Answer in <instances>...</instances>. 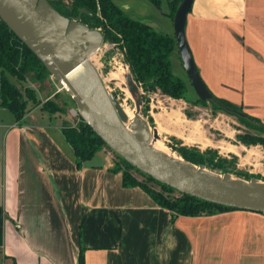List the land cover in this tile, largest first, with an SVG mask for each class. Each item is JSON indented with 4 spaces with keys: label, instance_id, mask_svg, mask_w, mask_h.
Listing matches in <instances>:
<instances>
[{
    "label": "crops",
    "instance_id": "obj_1",
    "mask_svg": "<svg viewBox=\"0 0 264 264\" xmlns=\"http://www.w3.org/2000/svg\"><path fill=\"white\" fill-rule=\"evenodd\" d=\"M185 34L212 95L264 123V0H194ZM62 123L0 106V264H78L80 248L84 264H264L263 213L173 218L123 187L106 147L77 168Z\"/></svg>",
    "mask_w": 264,
    "mask_h": 264
},
{
    "label": "water",
    "instance_id": "obj_2",
    "mask_svg": "<svg viewBox=\"0 0 264 264\" xmlns=\"http://www.w3.org/2000/svg\"><path fill=\"white\" fill-rule=\"evenodd\" d=\"M193 1L181 0L172 19L177 52L196 98L223 107L199 74L186 39L187 15ZM0 20L36 56L52 79L65 84L83 121L132 167L181 194L264 213V183L234 180L228 174L218 176L180 157V160L168 157L151 146L148 123L140 115L128 127L124 125V111L109 95L90 61L103 43L100 30L62 16L48 0H0ZM124 63L127 65L126 60ZM125 80L128 91L138 94L139 87L131 74ZM141 104L140 98L137 109ZM223 108L240 118L247 117L243 112Z\"/></svg>",
    "mask_w": 264,
    "mask_h": 264
},
{
    "label": "trees",
    "instance_id": "obj_3",
    "mask_svg": "<svg viewBox=\"0 0 264 264\" xmlns=\"http://www.w3.org/2000/svg\"><path fill=\"white\" fill-rule=\"evenodd\" d=\"M147 1L157 9H160L162 0ZM180 1L181 0H173L170 3L169 17L171 19H173ZM48 2L62 16L69 19H78L80 23L90 28L100 30L103 34L104 41L109 39L113 41V43L120 45L124 52V58L131 76L144 93L158 92L174 100L184 99V95L187 91L186 83L184 80L177 77L172 70L171 56L175 52L178 54L173 35L160 34L147 24L130 18L121 8L115 5L112 0H48ZM66 2H68L69 5L66 4ZM0 71V106L10 111L16 121H20L27 112L28 103L36 106L39 101L34 90L25 88L23 95L10 81L9 77H14L19 81H23L28 73L33 74L35 80H42L44 76L50 75L36 56L1 20ZM214 98L223 107L242 112V108L215 96ZM141 99L143 100L144 97L142 96ZM196 102L201 104L210 103L216 110H221L227 114L236 116L225 111L223 107L213 102H201L198 99H196ZM40 110L49 111L51 114L63 112L62 109L56 107L49 100L47 101L46 107ZM236 117L248 127L259 133L258 135H237L238 141L246 146L259 144L264 147V137L262 136V134H264V123L249 115H247L246 118ZM61 132L66 142L73 150L77 168H81L85 162L91 160L95 153L102 148H108L104 141L83 121L80 115L76 125L64 121L62 123ZM177 153L180 158L197 167L203 164L201 159H199L198 152V155H195L192 151L190 152L187 149L180 148L177 150ZM202 155H207L209 160H213L216 153L205 151ZM119 161L121 164L115 163L113 171L122 172L123 187H138L142 189L158 206L169 210L173 218L178 216H209L238 210L209 203L181 193H179L178 198L170 199L168 195L176 192V190L142 173L148 182L160 187V192L151 189L145 183L138 182L127 172V169H134L136 172L141 173L140 171L132 167L121 157H119ZM222 162L224 163L225 161ZM208 169L212 171L214 168L208 167ZM3 220L4 215L0 208V247L2 246L3 240ZM83 253L84 250L80 248L78 264H84Z\"/></svg>",
    "mask_w": 264,
    "mask_h": 264
},
{
    "label": "rangeland",
    "instance_id": "obj_4",
    "mask_svg": "<svg viewBox=\"0 0 264 264\" xmlns=\"http://www.w3.org/2000/svg\"><path fill=\"white\" fill-rule=\"evenodd\" d=\"M112 1L130 18L140 20L143 17L142 13L147 12L152 16L149 17L151 21L145 23L161 32L173 33L172 20L163 14L167 11L166 0H163L160 9L147 0ZM91 60L109 95L116 99L124 113L127 112L125 113L126 119L132 121L136 115H140L148 123L151 132L150 142L163 145L170 155L177 158H179L177 150L180 148L192 151L195 155H198V152L199 159L203 163L202 167L208 171V167L214 168L210 172L218 176L228 174L234 180L244 182L255 180L258 183H264V147L259 144L246 146L237 139V135H258L259 133L241 122L236 116L216 110L210 103H197V98L176 52L171 56L172 70L177 77L185 81L187 87L182 100H173L158 92L144 93L139 86L138 94L131 95L128 91L131 95L128 96L122 89L123 71L126 75L130 74L128 65L124 63V52L120 45L109 39L103 40L100 50L92 56ZM34 77L29 73L23 81L9 77L22 94L25 88L34 90L39 103L36 106L28 103L27 112L34 108H45L49 100L63 112L51 114L49 111H44L46 114L60 117L63 122L76 125L79 112L71 93L48 75L42 80H35ZM142 96L144 99L140 108L137 109V101ZM74 111L77 116L72 114ZM242 112L245 113L243 110ZM262 136L264 137V134ZM107 149L113 154L115 163L121 164L119 157L109 148ZM205 151L215 152L216 156L213 160H209L207 155H202ZM127 172L138 182H143L151 189L160 192V187L148 182L142 173L134 169H127ZM178 197L179 192L177 191L168 195L170 199Z\"/></svg>",
    "mask_w": 264,
    "mask_h": 264
},
{
    "label": "bare ground",
    "instance_id": "obj_5",
    "mask_svg": "<svg viewBox=\"0 0 264 264\" xmlns=\"http://www.w3.org/2000/svg\"><path fill=\"white\" fill-rule=\"evenodd\" d=\"M91 58H92V56H91ZM91 58H90V61H92L91 60ZM92 63V62H91ZM125 77H126V72L125 71H123V85H122V89H124V91L128 94V96H131V95H129V92H128V88H127V85H126V81H125ZM62 85H63V87L64 88H66V86H65V84H63V83H61ZM67 89V88H66ZM65 89V90H66ZM126 114H127V112H125ZM130 115V114H129ZM128 117V116H127ZM130 120L129 119H126L123 123H124V125L125 126H127L128 127V125L130 124ZM150 144H151V146L154 148V149H156V150H158L159 152H161V153H163V154H165V155H167L168 157H172V158H174V159H177V160H180V158H177L176 156H173V155H170L169 154V152H167L166 151V149L164 148V147H162V146H160L159 144H157L156 142H150Z\"/></svg>",
    "mask_w": 264,
    "mask_h": 264
},
{
    "label": "built area",
    "instance_id": "obj_6",
    "mask_svg": "<svg viewBox=\"0 0 264 264\" xmlns=\"http://www.w3.org/2000/svg\"><path fill=\"white\" fill-rule=\"evenodd\" d=\"M100 50V49H99ZM72 114L74 115V116H77V113L74 111V112H72Z\"/></svg>",
    "mask_w": 264,
    "mask_h": 264
}]
</instances>
